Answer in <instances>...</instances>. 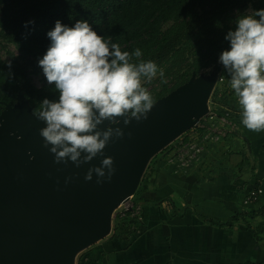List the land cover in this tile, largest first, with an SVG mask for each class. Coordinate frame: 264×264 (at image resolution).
I'll use <instances>...</instances> for the list:
<instances>
[{"label": "water", "instance_id": "water-1", "mask_svg": "<svg viewBox=\"0 0 264 264\" xmlns=\"http://www.w3.org/2000/svg\"><path fill=\"white\" fill-rule=\"evenodd\" d=\"M198 78L154 104L147 120L133 118L124 126L121 118L124 137L80 168L54 163L38 133L45 124L22 95L18 102L22 97L26 107L19 116L17 105L6 106L2 113L10 119L0 123V264H73L77 252L107 238L115 212L136 194L151 159L208 113L216 75L191 97ZM107 157L116 170L111 181L97 184L95 174L85 181L88 169Z\"/></svg>", "mask_w": 264, "mask_h": 264}, {"label": "crops", "instance_id": "crops-1", "mask_svg": "<svg viewBox=\"0 0 264 264\" xmlns=\"http://www.w3.org/2000/svg\"><path fill=\"white\" fill-rule=\"evenodd\" d=\"M229 123L235 128L221 121H214L208 131L196 128L191 137L203 151L193 162L159 161L153 169L155 180L134 202L139 225L128 228L119 221L113 235L79 260L86 256L90 264H264V131L248 130L241 115H232ZM258 189L263 190L259 201L246 204Z\"/></svg>", "mask_w": 264, "mask_h": 264}, {"label": "clouds", "instance_id": "clouds-1", "mask_svg": "<svg viewBox=\"0 0 264 264\" xmlns=\"http://www.w3.org/2000/svg\"><path fill=\"white\" fill-rule=\"evenodd\" d=\"M47 36L51 43L38 66L48 84L54 85L58 100L43 99L34 116L45 124L40 136L54 163L71 162L80 168L103 156L110 142L124 137L121 118L124 126L133 118L137 122L148 119L155 100L145 81L151 82L157 73L164 77V71L154 61L140 60L139 48L132 53L122 51L85 20L72 27L57 20ZM225 40L230 48L222 51L219 63L230 77L242 109V124L253 132L264 131V9L249 8ZM219 80L223 82L224 76ZM105 122L107 127H101ZM115 171L113 158H103L99 167L88 169L84 179L91 181L95 174L97 184L110 182Z\"/></svg>", "mask_w": 264, "mask_h": 264}, {"label": "trees", "instance_id": "trees-1", "mask_svg": "<svg viewBox=\"0 0 264 264\" xmlns=\"http://www.w3.org/2000/svg\"><path fill=\"white\" fill-rule=\"evenodd\" d=\"M249 8L264 9V0H9L0 9V114L6 106H16L20 95L33 114L39 113L43 99L58 100V92L45 77L40 87L32 79V73L43 72L38 59L51 43L47 33L57 20L68 27L85 20L122 51L139 48L140 60L154 61L164 71V77L157 73L144 85L156 104L202 71L217 69L220 53L230 47L225 36ZM4 44L14 45L20 57L8 52L9 61L4 60ZM117 219L128 228L139 225L132 212ZM85 257L81 264H90Z\"/></svg>", "mask_w": 264, "mask_h": 264}, {"label": "built area", "instance_id": "built-area-1", "mask_svg": "<svg viewBox=\"0 0 264 264\" xmlns=\"http://www.w3.org/2000/svg\"><path fill=\"white\" fill-rule=\"evenodd\" d=\"M229 48L230 47H227L224 50H228ZM209 69H211V71H208V69L204 71H206L210 76L216 75V80L208 102V113L197 122V127L208 131V129L214 127L212 124L214 121H221L223 124H229L230 126H233L234 129L235 125L229 123V119L232 117V115H241L242 109L238 104V99L235 96L234 90H232L230 87V77L223 65L219 63V58L217 62V69L214 67ZM221 75L224 76L223 82L219 80ZM225 102L233 104L234 107L227 106ZM213 132H216V130H213ZM167 148H170L169 150L172 151L173 155L175 156L169 160L170 163H173L175 158H178L183 164H189L196 160L199 157V154L203 151L202 145L195 140V137H190L189 141H181L177 143V145L176 142H174ZM262 194V189L252 191L245 203H257ZM131 200L132 197L121 205L122 207L125 206V209L119 214V216L123 217L128 212H132L134 216L138 215V208L134 211V204H129ZM124 204H127V207Z\"/></svg>", "mask_w": 264, "mask_h": 264}, {"label": "rangeland", "instance_id": "rangeland-1", "mask_svg": "<svg viewBox=\"0 0 264 264\" xmlns=\"http://www.w3.org/2000/svg\"><path fill=\"white\" fill-rule=\"evenodd\" d=\"M4 46L6 48H4V49L1 50V55H2V57H3L4 60L9 61V58L10 57L8 55V52H12L16 56L20 57L21 53L19 52V50L14 45L4 44ZM44 77L45 76L43 75V72H41L39 74L32 73V79H33L34 83L37 86H39V87L43 85V79H44ZM199 77L200 78L195 79L194 82L192 83V85L190 86V95H191V97H194V95H197V93L200 90H202L201 89V85H203V83L205 82L204 79L209 78L210 75L206 71H202ZM145 83H147V81H145ZM22 105L24 107H26L25 106L26 105L25 101L23 100L22 97H20V100H19V102L17 104V107H16V109H17V111H16L17 116H19V114L22 113V111H21V108H22L21 106ZM9 119H10V117L8 116V112L2 113V115H0V123L1 122L4 123V122H6ZM194 122L196 123L197 121L195 120ZM44 127H45V125H44ZM196 128H197V124H195L194 127L191 128V130L187 132V134H184L182 137H180L178 140H176L175 141L176 142V145H177V143H179L181 141H189V138L191 137V135L198 132V129H196ZM199 138L203 139L204 141L206 140V138L203 135H202V137H200V135H199ZM169 149L170 148L162 151L161 153H159L158 155H156L154 158L151 159V161H150V163H149V165L147 167V170H146V172H145V174L143 176V179H142V181L140 183V186H139L136 194L132 197V200L129 203L130 205H133L134 204V202L136 201V199L139 196V194L144 190L143 189L144 186H147V183L149 185H151V182L153 183V181L155 180L156 175H155V171L153 169L155 168V166L157 165V163L159 161H165L166 159H171L170 157L173 154H172V151H169ZM124 205H126V207H127V204H124ZM124 209H125V206H123V207L121 206L115 212V214L113 216V224H112V229H111L110 235H113L114 229L116 228L117 225H119L118 224L119 223V219H117V216L121 212H123ZM120 222H122V220ZM85 251H87V249L77 252L78 254H77L76 260H75V262H73V264L80 263L79 256H81L84 253H86Z\"/></svg>", "mask_w": 264, "mask_h": 264}, {"label": "bare ground", "instance_id": "bare-ground-1", "mask_svg": "<svg viewBox=\"0 0 264 264\" xmlns=\"http://www.w3.org/2000/svg\"><path fill=\"white\" fill-rule=\"evenodd\" d=\"M39 135H40V131H38Z\"/></svg>", "mask_w": 264, "mask_h": 264}]
</instances>
